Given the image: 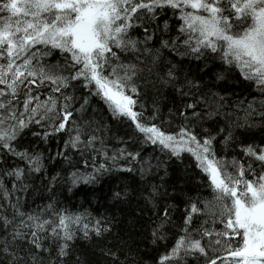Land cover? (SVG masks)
Here are the masks:
<instances>
[{
    "label": "snow or ice",
    "instance_id": "1",
    "mask_svg": "<svg viewBox=\"0 0 264 264\" xmlns=\"http://www.w3.org/2000/svg\"><path fill=\"white\" fill-rule=\"evenodd\" d=\"M107 178L153 264H264V0H0V264H85L79 239L147 264L115 215L61 206Z\"/></svg>",
    "mask_w": 264,
    "mask_h": 264
},
{
    "label": "trees",
    "instance_id": "2",
    "mask_svg": "<svg viewBox=\"0 0 264 264\" xmlns=\"http://www.w3.org/2000/svg\"><path fill=\"white\" fill-rule=\"evenodd\" d=\"M223 88L227 89L229 93L235 92L238 95H247L248 93L244 92L241 85L235 83L234 81H229L227 84L222 85ZM251 99V96H249ZM171 106L170 102H166L164 111L167 112V108ZM113 137H124L125 130L123 128L113 129V132L110 134ZM258 138L260 135L259 131L255 133ZM121 145L118 141L113 138L109 142L110 148H117ZM151 150H149L150 152ZM148 155V153H145ZM78 167L81 171H84V162L83 160H79ZM97 162H102V158L98 159ZM91 164V161H89ZM192 161L190 158L185 159L183 165H180L178 162H174L171 164L169 168V176L168 182L169 185H175L176 190L179 191L182 187H185L184 176L186 174V169L188 170V174H194L190 165ZM59 170V166L52 169V173L54 174ZM75 169H69V171H73ZM67 175L66 173L64 174ZM114 175H120L119 173ZM125 176H130L131 174H123ZM112 186L111 178H107L102 181L100 184L91 186V185H80L78 188L73 189L72 193L67 192V186L64 184L58 185V191L62 187L64 189L63 192L60 193V199L62 201L61 206L67 207L72 212H83L88 210L92 213L93 216H112L115 215L120 221L121 224L118 227L117 231H120L122 236L131 235L133 239H135L139 245L141 250L143 259L147 262V264H153V259L157 256V252L153 251L151 245L148 244L146 240V225L143 221L139 220L136 216L137 204L136 201L133 200L130 205L122 206L119 209L112 207L111 202L108 199L109 189ZM40 193L30 194L28 197V205H32L33 197H36V203L46 202L40 198ZM147 219V214H145V220ZM143 233V235H142ZM103 246L102 242H97L95 239L92 241H85L83 239H79L76 241V251L77 254L85 260V264H104V258L99 254V246ZM162 251V249H161Z\"/></svg>",
    "mask_w": 264,
    "mask_h": 264
}]
</instances>
